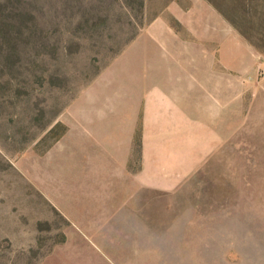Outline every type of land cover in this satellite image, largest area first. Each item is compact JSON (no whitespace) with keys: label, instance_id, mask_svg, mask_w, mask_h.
<instances>
[{"label":"rangeland","instance_id":"rangeland-1","mask_svg":"<svg viewBox=\"0 0 264 264\" xmlns=\"http://www.w3.org/2000/svg\"><path fill=\"white\" fill-rule=\"evenodd\" d=\"M168 70L190 126L150 92L114 166ZM0 264H264V0H0Z\"/></svg>","mask_w":264,"mask_h":264},{"label":"crops","instance_id":"crops-1","mask_svg":"<svg viewBox=\"0 0 264 264\" xmlns=\"http://www.w3.org/2000/svg\"><path fill=\"white\" fill-rule=\"evenodd\" d=\"M177 73L178 75H175L173 71L168 70L165 72H160L158 74H148V71H145L144 74H139L140 78H143L146 81L149 80L147 81V85L129 87L130 90H126L125 93H120V95L115 98L124 100L122 103L117 102L114 97L109 98L104 96V100H106V98L109 100L104 105H108L109 107L104 108L103 116H109L114 119L118 118L119 120L117 128H112V126L115 125L113 124L110 127L109 131L110 133H116L120 136L121 140L125 141V154L123 155L120 153L116 155V159H112L111 163L114 166L119 165L121 169L126 168L125 165L126 161L128 160L137 120L142 112V109L144 108V105L146 104L144 103V101L148 98L150 92H156L158 95H161L159 97V104L155 103L154 101H152L151 104L150 102L147 103L145 109H149L152 116H154L155 112L161 111V116L167 120L165 122L167 126H190L192 114L189 104L187 103L189 100L188 97L185 98L183 96V94H187L189 90L188 87L180 85L181 82L180 80H178V78L183 76L181 75V71H178ZM152 96H150L148 99H150ZM123 119L124 124L122 123ZM109 140L111 142L116 141L115 139ZM113 156H111V158ZM117 160H119V163ZM125 171L128 174L131 173L130 171ZM133 179L134 184H138L141 187V176L140 178H137L135 172L134 178H131L130 183H132Z\"/></svg>","mask_w":264,"mask_h":264}]
</instances>
